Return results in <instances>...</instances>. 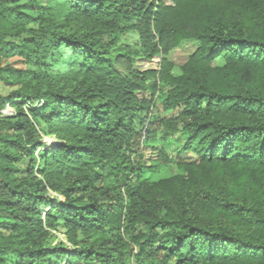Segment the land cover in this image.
<instances>
[{
    "label": "trees",
    "instance_id": "obj_1",
    "mask_svg": "<svg viewBox=\"0 0 264 264\" xmlns=\"http://www.w3.org/2000/svg\"><path fill=\"white\" fill-rule=\"evenodd\" d=\"M0 87V264H264V0H0Z\"/></svg>",
    "mask_w": 264,
    "mask_h": 264
},
{
    "label": "rangeland",
    "instance_id": "obj_2",
    "mask_svg": "<svg viewBox=\"0 0 264 264\" xmlns=\"http://www.w3.org/2000/svg\"><path fill=\"white\" fill-rule=\"evenodd\" d=\"M122 42L124 44L129 43V38L127 36H124L123 39H122ZM191 44H193L194 46H198L197 42H191ZM187 45L188 44L185 43L183 46H181L180 49H178L176 52L172 53L169 56V59L171 61H175L177 63V65L172 70V74L174 76H180L182 74L179 65L183 64L185 62V59L188 56V54L193 51V46H191V45L187 46ZM213 65L214 66H222L223 65V61L222 60H217L216 62H214ZM134 68L139 70V71H142V72L151 71V70H159V64L156 63V62H150V61H148L146 59H139L134 64ZM118 69L120 70V72L123 75H125V76L128 75V71H126L125 68H119L118 67ZM0 91L5 93L6 95L10 92L9 90H4L3 91L1 87H0ZM7 108L10 109L9 112H7L8 111ZM7 108L5 110L6 111L5 116H12V115L16 114L15 113L16 111H15L14 107L7 106ZM177 137H178V135L172 136V137L166 139L165 141H163L162 143L168 150H170L172 152H175V153H178L180 151V147L177 144ZM55 139H56L55 137H49V136H45L44 135L42 140H41V142L45 143L46 147H51V145L56 142ZM51 197L53 199L61 200V198L58 195H56V194H51ZM41 209L46 211V207H43ZM65 233H66V231H65L64 225H63V223H60L58 225V227L56 228V231H54V235L56 237V244L63 243V244L66 245V247L69 248V250L73 251L75 248L68 242V239H67Z\"/></svg>",
    "mask_w": 264,
    "mask_h": 264
},
{
    "label": "built area",
    "instance_id": "obj_3",
    "mask_svg": "<svg viewBox=\"0 0 264 264\" xmlns=\"http://www.w3.org/2000/svg\"><path fill=\"white\" fill-rule=\"evenodd\" d=\"M7 109H8V111H7V112H9V110H10V109H9V108H7ZM4 114H6V111L4 112Z\"/></svg>",
    "mask_w": 264,
    "mask_h": 264
}]
</instances>
